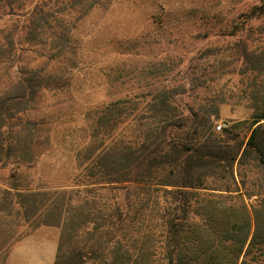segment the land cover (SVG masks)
Returning <instances> with one entry per match:
<instances>
[{
    "label": "trees",
    "instance_id": "16d2710c",
    "mask_svg": "<svg viewBox=\"0 0 264 264\" xmlns=\"http://www.w3.org/2000/svg\"><path fill=\"white\" fill-rule=\"evenodd\" d=\"M17 1L0 0V10L13 14L15 5L22 2ZM65 1L37 3L28 34L36 38L46 28H58L62 19L57 14L62 11L53 13L52 8L57 10ZM68 1L83 10L94 2ZM247 17L264 19V0ZM17 32L15 27L4 35L0 58L12 59ZM248 41L240 38L241 44ZM225 54L234 60L244 57L256 69L264 65V51L251 54L240 50L238 43L224 49ZM215 64L217 61L212 62ZM150 65L163 76L186 68L194 88L204 82L197 81L196 68L179 58H160ZM25 73L0 86V163L5 165L32 162L38 156V137L50 138L40 123L16 121L20 113L37 105L46 89L45 77L33 70ZM185 89L182 83L161 86L147 99L135 95L96 109L87 128V143L77 153L82 173L73 184L20 188L13 182L9 189L1 190L0 242H6L2 234L9 227L1 219L13 215L32 229H60L54 264H239L241 257L240 264H250L249 254L264 243V95H254L250 136L244 141L239 138L237 123L219 132L214 129L223 99L185 104L181 96ZM236 164L259 172L260 190L250 194L262 198L254 208V222L246 205L238 210L221 209L218 219L211 222L205 211L215 205L212 201L203 205L198 190L239 191ZM157 193L161 201L154 200L148 217V206H144L159 197Z\"/></svg>",
    "mask_w": 264,
    "mask_h": 264
},
{
    "label": "rangeland",
    "instance_id": "374dc122",
    "mask_svg": "<svg viewBox=\"0 0 264 264\" xmlns=\"http://www.w3.org/2000/svg\"><path fill=\"white\" fill-rule=\"evenodd\" d=\"M41 1L18 0L21 3H16L13 14L0 10V42H5L8 31L18 29L12 41V59L0 58V86L10 77L24 76L26 71H37L45 77L46 89L37 105L20 113L16 121H35L50 134L49 139L38 137V156L32 162L18 166L0 163V192L13 182L20 188L70 186L82 173L77 153L87 143V128L94 111L120 98L140 95L142 100L147 99L161 86L184 84L186 91L181 96L189 105L223 99L214 129L219 132L237 123L239 138H249L254 95H264V65L256 69L244 57L234 60L223 53L236 43L240 50L247 49L251 54L264 51V19L247 17L262 0H94L87 10L75 9L67 0L57 10L52 8L53 13L62 11L57 14L62 19L60 26L46 28L33 38L28 34V25L34 7ZM47 1L52 5L56 0ZM91 1L83 0L87 4ZM241 37L245 42L249 38L248 44H241ZM216 51L219 53L212 55ZM165 57L192 65L197 81L203 84L194 88L186 68L163 76L159 68L150 65ZM214 61L217 64L212 65ZM220 122L227 126L217 130ZM258 178V170L236 164L239 191L198 190V200L203 205L209 201L215 205L211 206L213 210L205 211L209 212L206 219L214 222L221 209L238 210L246 205L254 222V208L262 198L250 194L260 190ZM136 195L131 198L133 203ZM158 196L144 206H148V217L154 200L161 201ZM1 221L9 227L2 234L6 242H0V264H53L57 250L56 243H51L56 240L58 244V227L32 229L24 219L13 215ZM247 260L250 264H264V243L257 244Z\"/></svg>",
    "mask_w": 264,
    "mask_h": 264
},
{
    "label": "built area",
    "instance_id": "2783aa9c",
    "mask_svg": "<svg viewBox=\"0 0 264 264\" xmlns=\"http://www.w3.org/2000/svg\"><path fill=\"white\" fill-rule=\"evenodd\" d=\"M227 126V124L226 123H223V122H220L217 126H216V128H217V130H222L224 127H226Z\"/></svg>",
    "mask_w": 264,
    "mask_h": 264
},
{
    "label": "crops",
    "instance_id": "0c3cea01",
    "mask_svg": "<svg viewBox=\"0 0 264 264\" xmlns=\"http://www.w3.org/2000/svg\"><path fill=\"white\" fill-rule=\"evenodd\" d=\"M55 243H56V248H55V246H54V249H56L57 250V242H56V240H53V242L51 243V245L53 244V245H55ZM19 246V245H18ZM19 248V247H18ZM57 252V251H56ZM55 258H56V256H55ZM55 258H54V261H55ZM50 259H51V257H50ZM49 259V260H50ZM54 261H53V264H54ZM49 262V264H50V261H48Z\"/></svg>",
    "mask_w": 264,
    "mask_h": 264
}]
</instances>
